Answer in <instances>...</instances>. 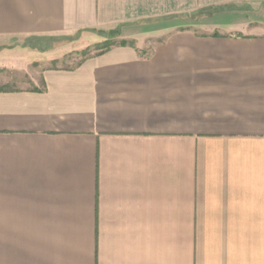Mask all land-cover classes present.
Masks as SVG:
<instances>
[{
  "label": "crops",
  "instance_id": "1",
  "mask_svg": "<svg viewBox=\"0 0 264 264\" xmlns=\"http://www.w3.org/2000/svg\"><path fill=\"white\" fill-rule=\"evenodd\" d=\"M166 18L0 87V264H264V0H0V68L44 61L15 39Z\"/></svg>",
  "mask_w": 264,
  "mask_h": 264
},
{
  "label": "rangeland",
  "instance_id": "2",
  "mask_svg": "<svg viewBox=\"0 0 264 264\" xmlns=\"http://www.w3.org/2000/svg\"><path fill=\"white\" fill-rule=\"evenodd\" d=\"M215 11L216 10H213L211 13H196L185 18H178V20L167 18L144 20L133 24L117 26L112 29L119 31V36L116 37L117 40H132L136 44H145L147 47H150L153 43L162 40L166 32L172 30V26L169 25L170 22L174 21L183 22V25L177 27L178 29H189L199 33L225 30L221 25L212 23L214 21L213 16L219 13ZM217 17L215 18L220 19V16ZM112 29H95L78 31L70 35L45 36L44 38L28 37L12 40V44L9 46H27L44 52V61H34V63L23 72H17L8 68H0V87L33 85L32 78L38 75L36 71L40 66L60 69H72L76 67L88 57L94 56L99 52L98 49H96V44L105 39L107 34L104 32ZM85 49H89L87 54L83 53Z\"/></svg>",
  "mask_w": 264,
  "mask_h": 264
},
{
  "label": "trees",
  "instance_id": "3",
  "mask_svg": "<svg viewBox=\"0 0 264 264\" xmlns=\"http://www.w3.org/2000/svg\"><path fill=\"white\" fill-rule=\"evenodd\" d=\"M201 12L202 11H200L199 13H201ZM93 30H95V29H93ZM104 33L107 34L105 39L102 42L96 44V49H98V51H99L96 55L101 54V53L109 50L111 47H113L115 45H133L134 44V41H132V40L131 41H128L126 39L117 40L116 37L119 36L118 30L112 29V30H109V31L104 32ZM42 37L44 38L45 36H32V38H42ZM88 50L89 49L83 50V53L87 54L89 52Z\"/></svg>",
  "mask_w": 264,
  "mask_h": 264
}]
</instances>
